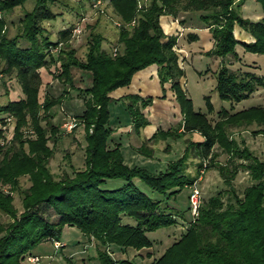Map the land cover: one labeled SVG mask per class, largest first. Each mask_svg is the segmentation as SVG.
Segmentation results:
<instances>
[{"label": "trees", "instance_id": "trees-1", "mask_svg": "<svg viewBox=\"0 0 264 264\" xmlns=\"http://www.w3.org/2000/svg\"><path fill=\"white\" fill-rule=\"evenodd\" d=\"M54 1L33 0L19 14L16 30L8 34L4 14L23 0H0V71L14 70L23 93L0 102V123L5 114H14L16 120L13 141L2 150L0 147V211L8 215V219H0V264H25L23 257L32 253L31 248L40 240L59 239L64 224L76 225L82 234L93 239L99 264H133L129 257L112 256L109 244L119 248L151 245L147 230L172 223L177 215H183L166 198L194 181L203 159L208 161L205 167L217 169L223 186L205 198L200 196L194 214L190 212L187 190L189 217L185 228L147 264H264V156L254 153L242 137L228 135L232 127L253 123L256 126L251 130L255 132L264 123L263 104L229 109L233 102L264 87V73L231 67L228 60H223L214 70L213 88L219 98L228 101V106L213 110L208 94H203L205 110L194 107L180 81L183 69L174 48L176 34L164 32L158 19L160 13L175 16L178 9L198 10V17L212 37L211 46L204 52L237 57L235 43L246 50L264 52V0H258L263 15L256 19L243 16L234 0H109L120 18L115 24L116 43L104 46L103 33L90 24L82 57L67 42L73 21L58 26L55 37L42 24L43 19L57 14L50 6ZM234 24L246 30L251 39L237 38ZM47 59L55 64L54 76L75 87L82 99V106L73 115L84 129L83 165L60 176H54L47 164L53 152L47 140L51 136L54 141L60 128L51 121L50 106L61 99L62 93L38 97V68ZM151 62L156 64L160 96L164 95L163 82L169 79L181 113V129L156 128L136 145L137 150L149 155L148 139L177 137L185 130L201 134L200 138H185L178 156L168 159L162 167L152 168L126 162L119 142H109L112 128L108 108V91L126 84L133 71ZM71 67L86 70L89 81L76 84ZM119 98L133 129L147 123L141 107L151 102V94L126 92ZM211 110L214 117L208 114ZM21 123H28L34 135L21 136ZM214 145L226 153L223 161H215ZM188 157L197 158L193 173L186 171ZM240 168L250 181L237 190L232 178ZM22 173L29 179L26 186L19 184L18 175ZM108 177L123 180L114 186H102ZM135 178L165 199L140 188ZM2 183L20 191L19 210L12 193L3 189ZM49 207L54 218L45 214Z\"/></svg>", "mask_w": 264, "mask_h": 264}, {"label": "rangeland", "instance_id": "rangeland-1", "mask_svg": "<svg viewBox=\"0 0 264 264\" xmlns=\"http://www.w3.org/2000/svg\"><path fill=\"white\" fill-rule=\"evenodd\" d=\"M233 2L234 4H236L238 11L243 16L248 17V13L250 15L254 13L252 7L254 3L256 4L255 9L260 11L259 17L263 15V10L258 0H234ZM32 3L33 0H23L22 3L13 6L10 11L5 12L4 19L6 25V32L8 34L16 30L17 25L19 23V14H21L23 9L29 8ZM243 4L245 5L243 6ZM50 6L52 9L57 11V14L54 17H51L50 19L42 20V24L45 26L47 33L50 36L55 37L57 35L58 26H61L62 24H67L68 22L72 21L74 23H77L80 28L79 33L77 35H71L70 33L67 37V42L75 47V53L78 56H83L85 49V36L87 34L90 24H94V28L100 30L103 33L104 38L102 40V44L104 46L109 47L111 44L116 43L115 24H118L120 18L113 10V7L109 0H56L52 2ZM243 12H247V14L245 15L243 14ZM202 39L203 37H201L200 40ZM239 48L245 53L242 56L243 59L248 62H254L253 66H257V71L259 73H264V52H255L246 50L241 47ZM207 54L208 53L203 51H195L191 55V58L186 56V58H183L182 60L184 86L186 87L188 94L191 97L193 106L201 110H205L204 97L202 95V91H205L207 93L209 77H204V79H201L203 77L197 76L194 67L202 69L205 65L209 64L210 57H208ZM0 65H2L1 61ZM38 71L40 75V80L38 84V97L40 99L42 98L44 93H62L61 99L50 106V111L52 112V115L50 117L51 121L60 123V121L65 118V114H74L78 110V101L81 100V97L77 93L75 87L69 86L68 84L64 83L62 80L54 76L57 69L55 68V64L53 61L47 59L44 64L39 66ZM71 71L73 72L75 80L74 82L76 84L83 85L88 82L89 76L86 70H81L77 67H71ZM62 88H65V90L63 91ZM262 92L264 93V91ZM22 94L23 93L14 74V70H10L8 72L0 71V102H3L8 98L19 97ZM210 95L211 97L209 98ZM208 98L216 105L218 100H220L222 104L226 106L228 105V101L226 99L219 98L215 94H209ZM251 103H258L264 105V95L262 97H260L259 94H254L252 97L248 96L247 99H243L242 101L240 100L239 102H237L235 107L241 108L250 105ZM162 104L163 101H160L159 99L153 100L152 104L150 105V114L151 111L152 113H154L159 111L160 109L166 110V108L170 105L169 103H164L162 106ZM108 108L110 118L109 120H111V122L112 120H116L120 121L122 124L126 123L127 113L123 101L111 98L108 102ZM62 114H64V117L62 116ZM210 116L214 117V112ZM40 122L43 123L44 120L41 119ZM111 122L109 121V123ZM1 123L0 147L2 150L4 147L8 146L11 141H13V128L16 123L15 115L12 114L10 118L7 119V121H3V123ZM255 126L256 125L251 123L245 125L244 127H232L230 128L228 135L231 136L234 130L236 134L232 136L238 138V135H241L244 142H246L245 144L248 147H252V150L255 151L254 153H256L259 157H263L264 123L259 124L258 130L254 132L251 130V128ZM18 129L21 130V136L31 137L34 135V130L28 123L19 124ZM83 133V125L80 122L78 126H75L72 130L68 132H62L60 128H58L57 136L54 141L51 139V136H49L47 143L49 145H52L53 152L51 156H49L47 164L54 176H60L65 172L70 173L72 167H80L83 165V145L85 142ZM189 136L192 138H198L199 134L197 131H190ZM258 136H261L262 139ZM172 138H157L151 141H146V144L151 148V153L154 152L155 154L161 156L160 158H165V160H168L178 156L182 151L183 145L185 144V141L181 135L177 136V138ZM213 149L217 152L214 157L215 161H223L225 159L226 153L216 145L213 146ZM162 159L160 160L159 167H162L164 165H162ZM196 160L197 158L195 157H188L186 171H189V173H193L195 171ZM206 162H208L206 159H203V161H201V164L197 168L198 172L196 174V178L194 179V182H196L197 188L202 198H205L208 194L214 192L215 189L223 186V182L221 181L219 172L213 166L205 167L204 164ZM18 180L20 186H26L29 183V179L26 173L19 174ZM122 180L123 179L120 177H108L105 179L104 182L101 183V185L114 186L121 183ZM135 181L140 188L150 193L151 190L141 179L135 178ZM249 181L250 177L242 168L238 169L234 177L232 178V183L234 184L237 190H240L241 187ZM2 188L12 193V201L19 210L21 208L20 191L18 189L10 188V185L7 183H2ZM188 188L189 186L184 185L176 192L174 196L166 198V202L169 205L171 204L180 209L183 215H177L175 221L172 223H169L167 225H160L154 229L147 230L146 234L152 240V243L148 248H143L141 246V251H136L138 250L137 248H134L132 246H126L124 248H121V253H113V251H111L112 248L108 247L110 250V254L112 256H116L115 254L118 253L121 256L129 257L133 260V264H147V262L153 256L158 255L162 251V249L167 244H169L174 238H176L179 233L185 228L186 219L189 217V210L186 207V192ZM151 193L155 197H162V194L157 193L156 191H151ZM164 199L165 197H162V201ZM45 214L49 218H54L55 216V213L53 212L51 207L45 210ZM126 218L130 221L132 220V218L129 216H126ZM0 219L6 220L8 219V215L0 211ZM63 237L64 241L60 240V245L64 243L65 244L60 251L59 249L56 251V255H60L61 258V253H67L68 251H70V248L75 249V251L81 248V240L83 238L85 239V235H83L75 225H70L68 229L64 230ZM43 247H47V243L41 244L39 248L43 249ZM88 251L92 255L85 258L83 262L79 261V255L81 253L79 251L74 252V254L71 256L73 264H99L97 258L94 255V247L91 245L88 246ZM38 254L40 255L38 262L27 260L25 256L23 257V262L25 264H27L28 262H34L36 264H50L48 261L43 260L45 255H42L40 253ZM70 264H72V262Z\"/></svg>", "mask_w": 264, "mask_h": 264}, {"label": "crops", "instance_id": "crops-1", "mask_svg": "<svg viewBox=\"0 0 264 264\" xmlns=\"http://www.w3.org/2000/svg\"><path fill=\"white\" fill-rule=\"evenodd\" d=\"M251 3V2H250ZM245 4H243L244 6ZM255 3L253 4V10L254 13L250 15L243 12V14H247V16L251 19H256L260 15V11L255 9ZM198 10L192 11V10H178L176 15H172L170 13H160L158 16L159 23L166 33H175L176 34V40L174 48L178 52V56L181 57L180 59V65L182 67V60L183 58H186V56L191 58V55L193 52L197 51H203L207 49L209 46H211L212 43V37L210 35V31L208 30L207 25L200 20L198 17ZM192 37L189 38L188 34H192ZM233 33L234 35L239 39H251V35L241 28L239 25L234 24L233 25ZM201 37H203L202 40ZM239 45V46H238ZM243 48L239 43L235 44V50L237 52V57L227 56L228 58H225L224 56H219L215 54H207L209 59V64L205 65L202 69L194 67V70L197 73L198 77H203L201 79H204V77H209V85L207 89V93L205 91H202L203 94H216V91L213 88L214 84V70L216 67L223 61L228 60L229 65L231 67L240 66V68H249L257 71V66H253L254 62H248L243 59V55L245 54L240 48ZM183 69V68H182ZM183 74L180 75V81L182 82L183 87L185 88L186 93L188 94V91L183 83ZM89 81V80H88ZM164 86V95L160 96L161 93V87L158 82L157 74H156V64L151 62L146 64L143 67H140L132 72L130 80L126 84L118 85L111 90L108 91V94L110 96V99L113 98L115 100L123 101L119 97L126 93V92H137L141 95L145 94H151L152 100L150 103L144 105L141 107V111L148 119L147 123L140 126L138 130L133 129L130 117L128 112L126 111V123L122 124L120 121L116 120H109L110 126H111V138L110 143L113 141L119 142V147L122 152L123 159L128 163H142L147 165L148 167H159L160 158L158 154H155L154 152L150 153L149 155L143 154L142 152L138 151L136 148V145H138L143 139L150 136V134L156 129V128H166V127H176L177 130L181 129V113L179 111L178 105L174 99L172 90L169 88V79H166L163 82ZM264 91V87H258L254 89L248 96L252 97L254 94H259L260 97L264 95L262 92ZM189 95V94H188ZM247 96V97H248ZM211 95L209 96V98ZM247 97L241 98L238 101H235L232 103V107L229 108L235 109V105L240 100L247 99ZM159 99L160 101H163L164 103H169L170 105L166 108V110L160 109L157 112L150 114L151 107L153 100ZM252 99V98H251ZM82 100V99H81ZM78 101V110L82 106V101ZM263 100V99H261ZM256 101V100H254ZM77 102V101H76ZM212 102V101H211ZM253 102V100H252ZM258 102V101H256ZM255 102V103H256ZM124 103V102H123ZM162 104V106H163ZM252 104V103H251ZM213 110L219 108L220 106H225L222 104L220 100H218L217 105L212 102ZM228 106V105H227ZM77 110V111H78ZM211 110L208 114L212 115L214 112ZM64 117V114H62ZM110 119V118H109ZM79 124V123H78ZM78 124L76 126H78ZM59 125V123H58ZM190 131H196V130H185L183 134L181 135L182 138L185 141V138L190 137ZM198 132V131H197ZM199 137H201V134L198 132ZM235 131L233 130L232 135H235ZM241 137V135H238ZM169 138H172V136H166ZM165 137V138H166ZM261 138V136H258ZM177 138V137H176ZM173 139V138H172ZM262 139V138H261ZM154 139H148L147 141H151ZM262 141V140H261ZM246 143V142H245ZM184 146V145H183ZM182 148V147H181ZM252 149V147H249ZM254 151V150H253ZM255 152V151H254ZM226 157V156H225ZM196 158V157H195ZM158 159V160H157ZM167 160L165 158L162 159V165L165 164ZM219 161V160H218ZM161 165V166H162ZM215 168V167H214ZM213 168V169H214ZM217 170V169H216ZM70 225L74 224H64L62 226L59 239L61 241H64L63 237V231L68 229ZM76 226V225H75ZM77 227V226H76ZM78 228V227H77ZM79 229V228H78ZM80 231V230H79ZM81 232V231H80ZM84 235V234H83ZM47 241V242H46ZM47 243V247H43V249L39 248L41 244ZM65 244V243H64ZM64 244L60 245L57 248H54L51 244L50 239H42L37 244H35L32 249L30 250L32 253H40L42 255H45L44 261H48L50 264H70L73 260L71 259V256L74 254V252H80V262H83L85 258L91 256L92 254L88 251V246L94 247L95 252V245L92 238H88L85 235V239L83 238L81 240V248L75 251V249L70 248V251L67 253H61L62 258L60 255H56V251L59 249V251L63 248ZM113 249V253L120 252L121 248L118 246H113L112 244H109ZM150 246V245H149ZM149 246H142L143 248H148ZM129 247V246H127ZM118 249V251H117ZM136 251H141V247L137 248ZM121 253V252H120ZM118 257V253L115 254ZM121 256V255H119ZM27 264H36L34 262H28Z\"/></svg>", "mask_w": 264, "mask_h": 264}, {"label": "built area", "instance_id": "built-area-1", "mask_svg": "<svg viewBox=\"0 0 264 264\" xmlns=\"http://www.w3.org/2000/svg\"><path fill=\"white\" fill-rule=\"evenodd\" d=\"M98 1V0H96ZM80 31V28L77 23H74V25L71 27V35H77ZM11 115L5 114L3 117V121H7L8 118H10ZM2 121V123H3ZM77 117L74 116L73 114H65V118L62 119L59 123V127L62 132H66L72 129L73 126L77 124ZM1 123V124H2ZM201 171V169H200ZM188 188V193H187V198H188V203L190 207V212L192 214L196 213L197 210V205L200 200V193L197 188L196 182H191ZM52 245L54 247L58 246L61 244V241L59 239H51ZM40 255L38 253H28L25 255V258L30 261L38 262L39 261ZM44 264V263H43Z\"/></svg>", "mask_w": 264, "mask_h": 264}]
</instances>
